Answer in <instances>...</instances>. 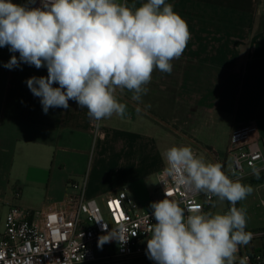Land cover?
<instances>
[{
    "label": "crops",
    "instance_id": "0c3cea01",
    "mask_svg": "<svg viewBox=\"0 0 264 264\" xmlns=\"http://www.w3.org/2000/svg\"><path fill=\"white\" fill-rule=\"evenodd\" d=\"M260 1L166 0L188 24L191 38L185 51L171 62L170 75L153 71L140 101L132 100L127 90L118 91V99L130 109L123 117L113 115L100 122L90 120L87 109L75 101H69L68 110L50 108L45 114L26 80L47 76V68L21 63L7 69L3 65L14 53L0 48V198L12 190H45L47 194L36 201L42 210L64 201L72 192L68 183L85 176L86 198L102 203L109 191L124 189L139 213H149L158 197L156 175L166 166L162 154L172 146L170 142L180 140L179 146L188 144L211 158H221L234 133L255 131L264 151V9ZM117 2L134 9L146 0ZM16 3L27 4V0ZM144 106L165 116L169 125L144 113ZM172 125L177 129L172 130ZM198 125L211 128L215 140H224V148L218 149V141H198ZM252 187L253 199L257 195L260 205L264 182ZM262 219L261 225L246 231H264ZM254 253H264V237L241 246L238 257Z\"/></svg>",
    "mask_w": 264,
    "mask_h": 264
},
{
    "label": "clouds",
    "instance_id": "9594fccd",
    "mask_svg": "<svg viewBox=\"0 0 264 264\" xmlns=\"http://www.w3.org/2000/svg\"><path fill=\"white\" fill-rule=\"evenodd\" d=\"M190 38L187 22L166 0H146L134 9L117 0H39L38 6L37 0H0V48L14 53L3 66L47 68V76L26 80L45 114L50 108L68 110L69 101H75L90 120L123 117L127 104L120 102L118 91L127 90L140 101L153 71L170 75L171 62L181 57ZM162 158L165 188L170 180L227 200L231 207L226 213L186 216L165 190L166 198L150 204L155 223L147 257L156 264H248L238 252L253 233L246 231L247 209L236 205L253 187L232 180L219 162L205 163L187 145L168 148ZM259 174L254 169L257 179ZM102 230L107 234L98 239L101 249L112 240L126 244L129 239L125 222L110 231L103 222Z\"/></svg>",
    "mask_w": 264,
    "mask_h": 264
},
{
    "label": "built area",
    "instance_id": "2783aa9c",
    "mask_svg": "<svg viewBox=\"0 0 264 264\" xmlns=\"http://www.w3.org/2000/svg\"><path fill=\"white\" fill-rule=\"evenodd\" d=\"M226 156L231 160L232 180L255 176L254 169L264 176V151L257 132L234 133ZM212 159L222 165L227 175L226 162L218 156ZM163 169L156 175V201L166 198V190L171 193L168 198L177 201L186 216L206 213L214 196L170 180L165 188L161 183L165 179ZM86 184L85 176L79 182H69L72 192L65 200L42 210L21 207L20 194L14 192L5 216V230L0 233V264H125L147 257L149 230L155 223L153 210L139 213L137 204L124 189L109 191L98 203L86 198ZM260 205L264 209V200ZM103 222L108 224V231L125 222L129 229L127 243L112 240L99 248V237L107 234L102 230ZM250 232L253 238L264 237L263 231ZM251 256L255 264H264V253ZM246 257L249 261V254Z\"/></svg>",
    "mask_w": 264,
    "mask_h": 264
},
{
    "label": "rangeland",
    "instance_id": "374dc122",
    "mask_svg": "<svg viewBox=\"0 0 264 264\" xmlns=\"http://www.w3.org/2000/svg\"><path fill=\"white\" fill-rule=\"evenodd\" d=\"M261 3V7L260 9H264V0L260 1ZM168 107V106H166ZM127 109H130L129 106H127ZM143 112L148 114V116L156 119L158 122L160 123H164L165 125H169V122L167 120H165V116L163 115H159L158 112L156 110H153L150 107H142ZM168 109V108H167ZM178 123H181L180 121H178ZM172 130L173 129H177L176 126L172 125ZM142 131V130H141ZM144 131V130H143ZM180 132H184V130H181ZM196 139L198 141H218L219 146L218 149L222 150L223 147V141L224 140H215L216 139V135L212 134V129L209 128L207 129L206 127L202 126V125H198L196 127ZM180 144V140L176 141L175 143L170 142V145H174V146H179ZM187 146H190L192 148V150H194L197 153V157L200 158L201 160H203L205 163H215V161L211 158V156H208L206 152H204L203 149L200 148H196L193 147L191 145L188 144H184ZM171 146V147H172ZM92 157V156H91ZM222 161L226 162V171H227V175L231 178L233 177V173L231 172V160L229 156H220ZM214 161V162H213ZM241 181V180H240ZM242 183L247 184V185H251V186H255V185H259L262 184L264 182L263 177L261 175H259V179H250V178H244L242 181ZM15 190H12V192H7L5 199L2 197L0 198V233L4 232L5 230V216L8 210V206H9V202L7 201L9 198H12L13 194H14ZM21 193V194H20ZM20 202H18V204L21 207L24 208H29L32 210H40V206L39 204H37L36 201H41V199L45 196V194H47L45 192V190H39V192H33L31 190H25L23 193L20 191ZM2 196V195H1ZM254 197V189L251 195H249L245 200L238 202L239 206H243L247 209V228L251 229L254 227H257L259 225H261V220L260 219H264V209L262 207H260L259 205V200L257 199V195H255L256 199H253ZM11 200V199H9ZM258 206V207H257ZM227 210V200H220L218 197H216L212 204H211V208L208 211V213L211 214H217V213H225V211ZM262 219V220H263ZM264 232V231H263ZM125 264H156L155 261L149 259L148 257L142 258L140 260H135V261H127Z\"/></svg>",
    "mask_w": 264,
    "mask_h": 264
},
{
    "label": "trees",
    "instance_id": "16d2710c",
    "mask_svg": "<svg viewBox=\"0 0 264 264\" xmlns=\"http://www.w3.org/2000/svg\"><path fill=\"white\" fill-rule=\"evenodd\" d=\"M262 177H263V175H261ZM231 207V205H230V203L227 201V210L226 211H228L229 210V208ZM257 231H261V230H256V231H252V232H257ZM252 254H249V261L252 263V264H255L254 262H253V260H252V256H251Z\"/></svg>",
    "mask_w": 264,
    "mask_h": 264
},
{
    "label": "water",
    "instance_id": "95a60500",
    "mask_svg": "<svg viewBox=\"0 0 264 264\" xmlns=\"http://www.w3.org/2000/svg\"><path fill=\"white\" fill-rule=\"evenodd\" d=\"M236 264H239V262L238 263H236ZM248 264H252L250 261H248Z\"/></svg>",
    "mask_w": 264,
    "mask_h": 264
}]
</instances>
